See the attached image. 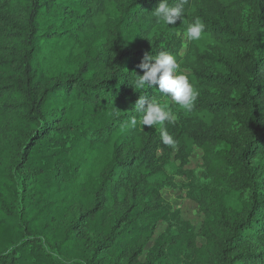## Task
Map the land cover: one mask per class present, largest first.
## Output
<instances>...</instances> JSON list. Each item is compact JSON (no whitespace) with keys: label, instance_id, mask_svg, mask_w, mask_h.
Listing matches in <instances>:
<instances>
[{"label":"trees","instance_id":"trees-1","mask_svg":"<svg viewBox=\"0 0 264 264\" xmlns=\"http://www.w3.org/2000/svg\"><path fill=\"white\" fill-rule=\"evenodd\" d=\"M118 1L0 0V52L8 51L0 54V264H169L167 241L144 262L135 252L153 197L142 171L156 165L157 145L123 159L116 151L100 169L115 120L143 117L140 97L164 99L158 86L133 87L144 58L168 52L179 61L171 48L141 43L162 23L152 14L160 0H131L120 19H108L107 42L98 36L100 51L87 47L73 73L52 76L41 59L44 43L81 41ZM191 10L206 25L196 51L216 48L229 66L190 80L199 93L193 111L212 123L202 122L204 166L239 194L230 204L208 189L200 203L206 244L190 262L264 264L250 250L264 244V170L258 178L248 162L264 159V0H187L183 15Z\"/></svg>","mask_w":264,"mask_h":264},{"label":"rangeland","instance_id":"rangeland-1","mask_svg":"<svg viewBox=\"0 0 264 264\" xmlns=\"http://www.w3.org/2000/svg\"><path fill=\"white\" fill-rule=\"evenodd\" d=\"M130 2L131 0H119L109 5L96 28L87 29V36L81 41L63 39L56 43H44L41 59L46 72L53 76L78 70L82 53L87 47H90V50L100 51L99 42L101 40L107 42L106 23L108 19H120L123 10ZM0 12L4 13L5 10ZM7 16L14 23L24 19V16L20 17L18 14H7ZM197 17V13L191 10L173 25H166L162 22L151 30L146 39L141 41L146 47L156 44L163 48L173 49L178 55L179 61L177 62L181 66V72L188 77L189 82L196 71L210 69L224 74L229 72V66L219 61L218 52L220 50L202 45L197 52L195 42L185 37L184 32L187 25ZM98 36H102L99 42ZM6 53H8L7 50L0 52L4 56ZM141 71L144 74L142 69ZM159 104L175 114V123L165 122L163 126H143L142 117L136 116L133 119L137 121V124L132 127L130 122L133 119L129 122L123 118L115 120L118 127L108 148L103 152L100 169L103 170L116 151L120 152L119 159H123L135 153H141V146L147 142L157 145L156 165L142 171L143 176L145 175V179L149 182L148 186L153 189L150 191L153 197H151L152 204L143 214L147 225V232L142 241L145 244L140 249L141 253H139V247H135V252L139 261L144 262L157 241L161 239L162 244L165 241L170 244H165L169 264H191L190 261L195 259L194 248H202L206 244L202 233L207 217L200 203L204 201L205 196H209L208 189L213 193L215 190L227 193L230 204L238 202L239 192L235 195L237 192L230 183L210 173L204 166L205 153L202 142L207 137L206 128L208 127H205L202 122L210 126L211 120L209 118L201 120L193 109L191 112L181 110L167 96H164ZM162 131H167L173 137L176 142L174 147L162 143ZM195 135L203 136L204 139L198 141ZM248 162L251 167H255V172L260 178L264 170V159L263 161L248 159ZM141 178L140 173L137 179ZM259 181L264 187V177ZM248 196L249 194H245V197ZM122 207V204H118L115 210H121ZM250 250L264 254V244L256 243L250 246Z\"/></svg>","mask_w":264,"mask_h":264},{"label":"clouds","instance_id":"clouds-1","mask_svg":"<svg viewBox=\"0 0 264 264\" xmlns=\"http://www.w3.org/2000/svg\"><path fill=\"white\" fill-rule=\"evenodd\" d=\"M185 3L187 0H177L175 6H169L167 0H160L152 14L158 21H162L166 25H173L177 20H181ZM205 27L203 20L197 17L187 25L184 35L189 41H199ZM153 60L154 63H152ZM140 68L144 74L137 76L133 84L134 88L144 90L158 86L159 92L169 97L181 110L192 111L199 93L189 82L188 77L181 72V66L173 54L161 52L155 59L148 55L140 64ZM135 109L143 114L141 120L143 126H163L165 122L172 124L176 121V116L171 110L157 102H150L144 97H140ZM130 123L132 127H135L137 121L133 119ZM161 141L170 147H174L176 143L167 131L161 132Z\"/></svg>","mask_w":264,"mask_h":264}]
</instances>
